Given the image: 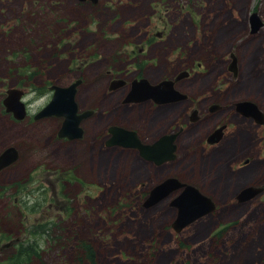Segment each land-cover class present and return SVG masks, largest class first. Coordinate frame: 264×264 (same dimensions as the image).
Instances as JSON below:
<instances>
[{"label": "rangeland", "instance_id": "1", "mask_svg": "<svg viewBox=\"0 0 264 264\" xmlns=\"http://www.w3.org/2000/svg\"><path fill=\"white\" fill-rule=\"evenodd\" d=\"M253 13L263 24L258 37L247 36ZM147 37L152 43L144 62L141 57L137 63L128 60V41L141 44ZM247 38L254 44L243 43ZM263 43L264 0H0V114L6 115L0 123V151L14 144L23 154L0 179L7 188L0 190V233L8 235L0 239V264H8V256L28 242L40 249L30 264H264L261 202L253 198L236 204L235 199L246 179L264 177L254 124L228 129L221 145L207 149L205 134L224 121L222 113L191 124L188 102L130 107L120 102L122 90L107 93L114 73L158 84L193 68L178 87L193 97L201 92L194 104L200 112L206 114L211 102L234 103L246 94L264 111V85L249 73L256 61L262 62L254 73L264 64ZM232 55L236 76L228 70ZM77 79L76 99L82 108L95 109V115L83 125V140L60 144L53 141L59 140L57 120L43 126V120L33 124L31 117L50 100L52 84L68 86ZM9 88L24 91L29 117L23 121H13L3 104ZM176 122L185 131L174 162L156 166L136 149L105 146L113 124L152 140L175 131ZM234 138L239 140L235 146ZM93 147L96 155L88 151ZM241 151L254 158L253 164L218 177V159L229 168V160ZM170 176L195 185L217 204L179 232L172 228L174 194L144 205L151 187ZM49 178L58 179L56 195ZM53 198L58 202L49 208ZM223 226L228 227L217 239L213 233ZM14 237L18 246L3 250ZM82 245L92 247L93 261L81 260Z\"/></svg>", "mask_w": 264, "mask_h": 264}, {"label": "flooded vegetation", "instance_id": "2", "mask_svg": "<svg viewBox=\"0 0 264 264\" xmlns=\"http://www.w3.org/2000/svg\"><path fill=\"white\" fill-rule=\"evenodd\" d=\"M249 22H250V20H249ZM249 24H250V31H251L250 34H249V36L252 35L250 37H258V35H256L255 33L260 29V27L263 26V24L259 27V29L256 32H252V30H251V22ZM160 35H162V33L161 32H158L157 33V36H160ZM162 37H161V39H162ZM133 40L128 41V43L131 44V48H130V51L128 53H125V56H126V58H128V60L130 58H133L134 61H136V63H137L140 60L139 57H141V59H142L143 57L146 56V53L145 52H146L147 48L150 46V44L152 43V41H151V37L144 38V40H142V43L141 44H136L135 42H133ZM233 47H235V45ZM263 47H264V43H263ZM231 58H232V61H231L230 65H229V67H228V70H232V72L234 71V75L236 76V73H237L236 67H235L236 58H235V61H233V56H231ZM142 61L144 62V58H143ZM261 62L262 61H259V62L256 61L253 66H250L249 67V73H251V75H256L258 77L259 84L262 83L264 85V64L261 66V68H260L259 71H256L255 73L253 71L254 67L256 65H258L259 63H261ZM133 63L135 64V62H133ZM147 63H150V61L147 60L146 64ZM197 67L198 68H201V63H197ZM191 69L193 71V68H191ZM191 69H186L185 68V69L181 70L182 72L181 71L178 72L175 76H173V77L172 76H170V77H164V78L160 79L158 82H160V81L162 82V80L164 81V79L165 80L173 81V85H172L173 88L175 90L179 91V92H182L179 89L178 84L180 82H184L186 80H189V78L192 76ZM141 78L142 77H139V76H135L133 78H127V77H125V74L122 75V76H119L118 74H115V73L114 74H111L110 77H108L109 84H108L107 93L109 95H112V94H115L118 91L122 90L123 91V93H122V96L123 97H122V99H121L120 102H121V104L130 106V107H133L135 105H143L146 102H151V104L157 105V106H159V105L161 106V105L168 104V103L178 104L181 101L188 102V106H187L186 110H187V115H188L189 122L191 124H199V123H201L204 120L210 119L213 116L218 115L219 113H222V115H223L222 118L224 119V121H219L217 124H215L213 127H211L206 132V134H205V137H204V141L205 142L204 143H205V146H206L207 149H211V147L214 148L215 146L221 145L222 142L224 141L225 137H226V131L228 129H233L235 126H244L246 123H253L254 126L257 128V133L260 132V137H261V139H260L261 143L257 146L258 149H259V153L257 154V157H259L261 159H264V111L258 105V103H256L250 97V95H248V94L243 95L245 97L238 98L234 103H230V102L227 101V103L224 104V105L219 104L218 102L217 103L216 102H211L207 106V108H206L207 109V113L206 114H204V112H200L198 109H196L194 107V104L195 103L198 105V101H196V98L198 99L200 97L201 92L199 94H197V95H194V97L191 96V95H189V94H187L186 92H184V93H182L184 95V97L182 99H177L176 98V99H173V100H170V101H167V102H156L153 99H146V100H141V101H128V102H125L124 100H125L126 96L128 95V93L130 92V90L132 88L133 82L138 83V80H140ZM246 79H250V77H246ZM245 81L248 82L250 80H245ZM82 82H83V79H82ZM112 83H114V86L115 87H112V85H111ZM242 89H244V88H239V90H242ZM208 96H210V95H208ZM208 96H206V97H208ZM192 97H193V99H192ZM241 102H250V103L254 104L257 109H254V111H253L250 108V106H248V105H246L243 109H239L240 107L238 108L237 107V104L238 103H241ZM78 107H79V110H78L77 113H82L85 110H91L92 111L81 122V125L80 126H82L83 131H84V126L83 125H84V123L87 120L91 119L95 115V109L90 108V107L82 108V106L79 105V104H78ZM257 111H258V114H257ZM9 114L12 116L13 121H16V120L17 121H23L27 116L29 117V115L27 113V115H25V117L23 119H20L19 120V119H16L14 117V115H12L11 113H9ZM0 116H1L0 117V123H4L3 121H4V118H6V115L0 114ZM1 118H3V119H1ZM31 119H33V122H32L33 124L37 123L38 121L43 120V123L41 124L43 126H47V125L50 124V123H47L46 124V122L48 121V119H55V120H57L59 122V126H58V128H57V130L55 132V138H57L59 140H56L55 139L53 141H58L60 144L63 143V142H65V144H67L68 142L77 143L78 141L83 140L84 132H83V136L81 138H77V139H69L68 137H59L58 136L59 128L61 127V125L63 123V118L62 117H53V116H50V117H43V118H40V119H36L35 116L32 115ZM183 122L187 123V121H183ZM113 125H117V124H113ZM118 126H121V125L118 124ZM184 126H183V124H180V123H177L176 122V124H175V131H173L172 129H170L168 132L162 133L158 137H156L155 139H152V140H145V139L141 138L140 135L138 134V132L136 130H134L133 128H130V127H127V126H124V127L125 128H128L130 130L136 131L138 137L140 138V140L144 144H152L156 140H158L160 138V136H162L164 134H171V133L172 134H175V138H174V141L173 142L176 145V149H175V151L173 153L174 154V157L172 159H167V160H165L164 162H162L160 164H157L154 160H148V161L154 163L156 166H160L162 164L174 162L177 159L178 156L176 154V151L178 149L179 139H180V137L182 136V134L185 131V127ZM107 136H108V134H107ZM110 137H111V135L109 134V136L105 140V146L106 147H109V146H107L106 141ZM238 142H239V140L237 138H234V140H232L231 145H234L235 146V144H237ZM33 145H34L33 147H36V142H34ZM45 145H46V143H45ZM7 148H13L17 152V159L15 161H13L12 163L8 164L7 166L3 167L0 170V179H1V175H3L4 172H6L10 167H12L13 164H16L18 161H20L23 158V154H22L21 149L17 145H14V144L13 145H8L5 148H2V150L0 151V153L2 151H4L5 149H7ZM88 151H92L93 152V155H96L98 153L97 152L98 151V148L93 147V148H91V150H88ZM238 153H233V156H236ZM143 159H145V158H143ZM229 161H231V162H228L229 168H228V166L226 168H223V161H222V159H218V161H217L219 163V169H218V172H217L218 173V177H220V174H222L224 172H225V175H226L228 173V170L231 173L244 172L248 167H250L253 164L254 158L252 156H250L249 153H245L244 151H241L239 153V155L236 157L235 160H229ZM35 167H36V165H34V168ZM258 172H259V170L256 171V173H258ZM69 173H70V171H67L66 172V175L69 174ZM170 177H172V176H170ZM75 178H76L75 181L79 180V178H77V177H75ZM166 178H168V177H166ZM57 180L58 179L56 178V179H54V182H52L53 181V178H49V182H50V185H51V190L53 192H55V195H56V192H57V189H56V187H57ZM69 180L67 181L68 183L70 182ZM163 180H161L160 182H162ZM178 181L180 183L184 184V186L178 188L177 190L172 191L169 195H167L166 197L162 198L161 200H163V199H165L168 196L173 195V194H174V198L177 197L182 192V190L184 189V187L186 185L195 186V185H193V184H191L189 182L186 183V182H184L182 180L180 181L179 179H178ZM60 182H61V179L59 180V183ZM156 185H157V183L155 185H153L151 187V189L154 186H156ZM0 188H1L0 190H5V191L7 189V188H4L2 186H0ZM195 188L197 189L196 186H195ZM247 188H257V190H260V191L257 194H255L253 197H251V198H249L247 200L241 201L238 198V196L240 195V193L243 190H245ZM17 190H20V189H15L14 191H17ZM5 191H4V193H5ZM21 191H24V189H21ZM200 192L202 194H204L202 191H200ZM149 195H150V191H149L146 199L148 198ZM204 195H206V194H204ZM206 196H208V195H206ZM253 198H256L257 199V202H261V203L264 202V177L263 178H258V179H249V180L246 179V181L244 182V184L239 188V190L235 194L236 204H242V203H244L246 201H250ZM161 200H159V201H161ZM211 200H212V202L214 204V209L212 211H214L216 209V207H217V204H216V202L213 199H211ZM55 202H58V200L56 198H53L52 201L49 202L48 207L51 208L55 204ZM208 214L209 213H207L205 215H208ZM205 215H203V216H205ZM203 216H201V217H203ZM201 217H199V218H201ZM173 223H172V225H173ZM188 225H186V226H188ZM223 227H227V226H223ZM172 228H173V226H172ZM220 228H222V227H220ZM217 229H219V228H217ZM175 232H179V231H175ZM2 233L4 235L0 233V239L1 240H2V237L3 236L8 237L7 233H5V232H2ZM18 243H19L18 238L14 237V239H12V240H7V242H5L2 245V249L5 250V249H9L12 246H18L17 245Z\"/></svg>", "mask_w": 264, "mask_h": 264}, {"label": "water", "instance_id": "3", "mask_svg": "<svg viewBox=\"0 0 264 264\" xmlns=\"http://www.w3.org/2000/svg\"><path fill=\"white\" fill-rule=\"evenodd\" d=\"M90 1L93 3L97 2V0ZM250 21L252 32H256L262 25L256 13L250 16ZM233 61H235L234 56ZM80 82L81 80L78 79L68 86L55 84L50 86V89L53 90L50 101L35 115L36 119L47 116L63 117L62 126L58 131L59 137L75 139L80 138L83 134V129L79 124L91 113V111L87 110L81 114H77L78 104L76 102V94L77 86ZM172 85L173 81L170 80H164L156 85H152L144 78L138 83L133 82L132 88L124 101L153 99L156 102H167L176 98L182 99L184 95L175 90ZM112 87L115 86L113 85ZM22 94L23 91L21 89L9 88L6 91V97L3 99L6 110L12 112L17 119L24 118L26 113L25 105L21 101ZM246 105L250 106L253 111L257 109L256 106L250 102L238 103L237 107L243 109ZM108 132L111 134V137L106 141L107 146L119 145L137 149L140 156L147 160H154L157 164L174 157L173 153L176 149V145L173 141L175 134H164L152 144H143L134 131L113 125L108 128ZM16 159L17 152L13 148L5 149L0 154V170ZM182 186H184V184L180 183L178 178L168 177L164 179L150 190V195L147 198L145 206L155 204L169 195L172 191ZM259 191L260 190H257V188H247L240 193L238 198L244 201L253 197ZM171 204L177 208L176 220L172 225L176 231H180L186 225L210 213L214 209L211 198L202 194L195 186L190 185H186L182 192L172 200Z\"/></svg>", "mask_w": 264, "mask_h": 264}, {"label": "trees", "instance_id": "4", "mask_svg": "<svg viewBox=\"0 0 264 264\" xmlns=\"http://www.w3.org/2000/svg\"><path fill=\"white\" fill-rule=\"evenodd\" d=\"M260 206L263 208L262 211L264 212V202L261 203ZM227 227L219 228L213 234L217 239H220L222 237L221 236L222 233L225 231ZM258 228L260 229V227ZM82 247L83 249H85V253L83 254V256H80L81 260L86 258L89 259L90 261H93L94 251L91 250L92 247L89 245H82ZM39 251L40 249L38 247L37 248L33 247L32 242H28L26 245L23 244V246L19 248V250L15 254L8 256L7 258L8 264H30L35 257H40Z\"/></svg>", "mask_w": 264, "mask_h": 264}, {"label": "bare ground", "instance_id": "5", "mask_svg": "<svg viewBox=\"0 0 264 264\" xmlns=\"http://www.w3.org/2000/svg\"><path fill=\"white\" fill-rule=\"evenodd\" d=\"M250 32H251V31H250ZM247 36H249V34H248ZM254 40H255V39L247 38L246 40H244L243 43H246V41H247V42H249L248 45H249V44H254V43H253ZM241 44H242V43H241ZM246 44H247V43H246ZM256 48H258V47H256ZM251 51H252V50H251ZM246 55H247V54H246ZM61 126H62V125H61ZM60 128H61V127H60ZM60 128H59V129H60ZM146 201H147V199H146ZM146 201H145V203H146ZM145 203H144V205H145ZM152 205H154V204H152ZM152 205H150V206H152ZM146 207H149V206H146ZM176 209H177V208H176ZM175 220H176V219H175ZM173 229H174V228H173ZM174 230H175V229H174ZM175 231H176V230H175ZM2 234H3V233H2ZM3 235H4V234H3ZM13 236H14V235H13ZM26 242H27V241H26ZM23 243H24V242H23Z\"/></svg>", "mask_w": 264, "mask_h": 264}]
</instances>
